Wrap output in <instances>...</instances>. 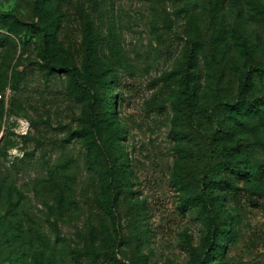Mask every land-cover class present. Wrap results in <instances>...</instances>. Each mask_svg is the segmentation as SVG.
<instances>
[{
    "label": "rangeland",
    "instance_id": "374dc122",
    "mask_svg": "<svg viewBox=\"0 0 264 264\" xmlns=\"http://www.w3.org/2000/svg\"><path fill=\"white\" fill-rule=\"evenodd\" d=\"M0 217V264H264V0H0Z\"/></svg>",
    "mask_w": 264,
    "mask_h": 264
},
{
    "label": "trees",
    "instance_id": "16d2710c",
    "mask_svg": "<svg viewBox=\"0 0 264 264\" xmlns=\"http://www.w3.org/2000/svg\"><path fill=\"white\" fill-rule=\"evenodd\" d=\"M51 48L52 49H50V50H47L46 48H42V50H41L45 68L49 71L52 69H55V68L56 69H58V68L65 69L66 71H68L70 73V75L74 79V81L76 83H78L79 77L81 75V70H80L79 66L76 64V62L74 61L73 56L70 53H67V55L64 57V59H62L61 61L58 62L54 59V56H55L56 51H57L56 50L57 47H51ZM49 51H51V52H49ZM192 52H193V48H191V50L189 51V54H191ZM85 70L89 75L91 70H92V64L90 63V60H87L85 62ZM248 81H249V76L245 75L244 83L240 84L241 89ZM217 104L220 106H222V105L224 106V104H226V102H223V101H220V99H217ZM250 104L251 103L249 101L242 100V101H235L232 104L227 103V106L230 109H237L238 110V109H242L244 107H249ZM214 105H216V104H211V106H212L211 108H209V106L206 107L207 108L206 111H207L208 115H211L210 113L214 111L213 110ZM211 117H212V115H211ZM111 178L114 179L113 176ZM203 184L204 185L198 187V192H199L198 195H200V198H202V199L205 198L204 200H206L207 198H210V197L208 194H205L206 193L205 189L210 185L209 184L207 185L206 183H203ZM114 206L115 205L113 204V205L105 207V212L109 216H111L112 218H114ZM204 215H205L206 222H207L208 233L213 234V230H214L215 225H216V220H215V217L213 215L212 210H210L209 208H206L204 210ZM1 220L2 219L0 217V222H1ZM3 245H4L3 241L0 240V260L2 258H3V260H6V258L3 256V254H4Z\"/></svg>",
    "mask_w": 264,
    "mask_h": 264
}]
</instances>
